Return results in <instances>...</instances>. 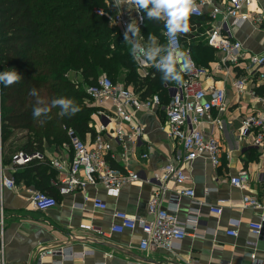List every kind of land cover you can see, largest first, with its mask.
Segmentation results:
<instances>
[{"label": "crops", "instance_id": "0c3cea01", "mask_svg": "<svg viewBox=\"0 0 264 264\" xmlns=\"http://www.w3.org/2000/svg\"><path fill=\"white\" fill-rule=\"evenodd\" d=\"M210 9L209 6L203 9V18L190 23V31L180 34V40L184 47L192 49L198 64L209 70L202 86L225 91L226 110L211 113L213 118L221 120V124L202 123L204 133L213 135L220 143V165L213 168L207 158L195 159L185 167L189 179L182 185L169 183L167 198L162 203L167 208V199L185 188H192L194 201L181 197L177 218L185 222L191 215H197L196 228L189 229L187 236L171 250L151 246L142 251L139 249L142 236L139 229L114 234L110 232V226L117 211L146 217L147 202L155 184H132L119 191H107L100 186L87 187L84 191L63 196L58 194L54 185L58 180L57 171L49 165L53 177L47 190L55 196L57 205L44 212L34 209L28 197L40 188L41 179L32 171L30 163L11 170V155L25 141V132L15 131L2 144L3 177L13 178L14 185L2 188L4 215L3 227L0 226V264H38L36 255L39 248L56 245L68 254L91 252L84 258L76 257L61 264H264V240L254 236L249 228L250 223L260 220L261 212L240 206L244 195L264 197V146H254L252 134L239 138L241 120L264 111V107L250 94L252 90L256 94L264 92V78L257 76L258 70L264 72V66L258 69L248 59L253 55H264V0H252L249 6L253 16L261 19L259 25L247 21L232 30L234 39L241 42L247 51V58L237 66L229 65L221 70L216 69L220 53L201 46L205 42L202 32L219 23V19L209 20ZM147 42L148 38L143 41L145 45ZM151 69L154 68L149 71ZM237 79L247 82L246 90L241 94L233 87ZM100 119L99 116L97 121H93L95 132L100 125L103 126ZM137 119L144 130L143 146L129 158L128 167L144 179L171 160L178 148L162 129L165 121L162 109L139 112ZM111 127L109 124L107 129ZM85 140L89 141L90 136L87 135ZM114 147L118 149L117 145ZM42 153L48 159L71 157V152L62 149V145L57 150L44 146ZM141 153H147L148 157L140 158ZM122 166L120 160L112 163L116 169ZM240 171H246L248 175L243 189L229 181ZM94 197L107 205L105 210L93 209L91 200ZM208 206L221 207L222 213H212ZM231 220L239 222L235 237L226 234L231 228ZM59 259L46 258L41 264H56Z\"/></svg>", "mask_w": 264, "mask_h": 264}, {"label": "built area", "instance_id": "2783aa9c", "mask_svg": "<svg viewBox=\"0 0 264 264\" xmlns=\"http://www.w3.org/2000/svg\"><path fill=\"white\" fill-rule=\"evenodd\" d=\"M105 8H96L94 13L105 17L109 26L124 37L127 25L136 23L143 26V18L133 5L123 4L120 8L114 6V0H104ZM199 12L191 16L195 20L203 16V9L209 6L208 13L210 21H217L202 32L206 45L221 55L216 69L221 70L226 66H237L240 61L247 58V51L243 44L234 39L232 30L241 26L244 22L250 21L259 25L261 19L253 16L249 11L252 0H196ZM114 10V12H112ZM163 22V21H162ZM196 31V27L192 26ZM166 29L162 34L165 35ZM140 42L143 39L139 37ZM179 47L186 51L193 61V68L190 72L183 74L185 83L179 85L174 82L172 85H164L168 101L163 103L158 93L141 97L131 86H125L122 82L114 83L106 75L97 78L94 84L85 86L87 95L86 102L98 108L97 116L101 117L100 129L95 137L89 141L81 139L72 128H64L67 142L62 144V149L71 152L69 159L62 156L46 158L43 153L33 151L31 153L19 150L11 155V170L27 165L33 161H44L57 171L58 180L54 185L60 195H71L77 191H84L87 187H102L107 191H119L123 187L132 184L152 183L155 190L147 202L146 217L130 216L125 212L117 211L113 214L114 222L110 226V232L121 234L125 231H141L139 249L147 250L149 247H158L171 250L179 245L180 241L187 236L189 229L193 230L198 225V216L191 215L185 222L177 218V210L180 198L189 197L194 201L192 188H185L167 199L169 206L163 207L162 203L167 198V185H182L189 175L185 167L197 158H207L213 168L220 165L221 146L213 135H207L202 129L203 121L220 125L219 118H213L211 113L215 110L222 113L227 108L225 91L223 88L202 86L203 79L208 76L209 70L196 64L188 47H184L178 36ZM253 65L259 68L264 66V55H253L248 58ZM136 63V62H135ZM138 72L142 77L148 75L153 66L142 67L137 64ZM257 69V70H258ZM257 76L264 78V72L258 70ZM247 82L237 79L234 82V89L238 94L246 90ZM257 102L264 107V92L256 94L254 90L250 93ZM164 113V129L167 137L178 148L171 160L159 170L154 171L151 176L141 178L138 172L128 167V160L135 155L137 150L143 146L144 130L139 124L137 114L140 112L161 110ZM106 123V124H104ZM112 124L108 130L107 126ZM108 132V133H107ZM252 134L254 146H264V111L245 116L241 120L239 138ZM115 145L118 149H115ZM147 153H141L140 158L146 159ZM116 160L122 162L121 169L112 167ZM248 175L246 171H240L236 176L230 178V184L243 189L246 186ZM14 179L3 177L2 165V114L0 98V226L3 227V200L2 188H12ZM29 204L38 211H47L57 205L56 198L46 192L34 190L28 197ZM92 207L95 210H105L107 205L97 197L92 200ZM240 206L261 212L260 220L249 224L254 236H259L264 223V197L244 195L241 198ZM212 213L220 215L221 207L208 206ZM239 222L231 220L226 232L228 236H237L235 230ZM91 252L78 254L65 253L60 246L40 247L36 261L41 264L46 258H57L56 264L63 261L73 260L76 257L84 258Z\"/></svg>", "mask_w": 264, "mask_h": 264}, {"label": "trees", "instance_id": "16d2710c", "mask_svg": "<svg viewBox=\"0 0 264 264\" xmlns=\"http://www.w3.org/2000/svg\"><path fill=\"white\" fill-rule=\"evenodd\" d=\"M105 7L104 0H0V72L14 69L22 77L11 86L0 83L2 144L13 132L24 131L25 141L17 151L42 153L44 146L57 150L67 142L64 128L74 129L83 140L87 135L93 139L92 115L98 108L86 102L85 86L101 75L131 86L141 97L158 93L167 103L164 85L174 82H162L156 68L145 77L140 75L131 45L109 26L107 18L94 13ZM140 14L142 39L152 34L165 45L164 22ZM194 22L190 17V23ZM201 46L213 50L205 42ZM190 52L198 64L191 48ZM32 88L38 96L29 95ZM57 98L73 100L80 111L70 117L60 115L61 109L52 106ZM37 100L43 104L37 105ZM36 106H47L50 111L34 118ZM29 166L41 179L37 190L50 195L47 188L53 176L48 164L34 161Z\"/></svg>", "mask_w": 264, "mask_h": 264}, {"label": "clouds", "instance_id": "9594fccd", "mask_svg": "<svg viewBox=\"0 0 264 264\" xmlns=\"http://www.w3.org/2000/svg\"><path fill=\"white\" fill-rule=\"evenodd\" d=\"M123 4L133 5L138 13H146L149 20L163 21L168 40L167 44L161 45L155 35L149 34L147 44H142L139 26L134 22L129 23L124 32V41L131 45L133 60L142 67H155L162 74V82L183 85V74L190 72L194 65L189 54L179 47L178 36L190 31V17L199 12L196 0H114L116 8ZM21 79V75L14 69L0 72V83L5 87L18 83ZM29 95L38 96L36 88H32ZM40 104L43 101L37 100V105ZM52 106H58L62 116L70 117L80 111L79 106L67 98L54 99ZM49 111L47 106H36L33 117L39 118Z\"/></svg>", "mask_w": 264, "mask_h": 264}, {"label": "water", "instance_id": "95a60500", "mask_svg": "<svg viewBox=\"0 0 264 264\" xmlns=\"http://www.w3.org/2000/svg\"><path fill=\"white\" fill-rule=\"evenodd\" d=\"M104 124H106V123H104ZM259 238L261 240H264V223H263V226L261 228V231H260V234H259Z\"/></svg>", "mask_w": 264, "mask_h": 264}, {"label": "rangeland", "instance_id": "374dc122", "mask_svg": "<svg viewBox=\"0 0 264 264\" xmlns=\"http://www.w3.org/2000/svg\"><path fill=\"white\" fill-rule=\"evenodd\" d=\"M116 83H117V81H116ZM91 106H93V105H91ZM92 116H93V118H94L93 121H97L98 116L96 115V113H94ZM96 117H97V118H96Z\"/></svg>", "mask_w": 264, "mask_h": 264}]
</instances>
